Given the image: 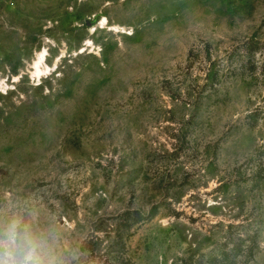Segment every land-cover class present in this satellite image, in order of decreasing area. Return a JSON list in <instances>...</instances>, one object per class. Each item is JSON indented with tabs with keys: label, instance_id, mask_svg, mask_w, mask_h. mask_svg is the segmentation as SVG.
I'll return each instance as SVG.
<instances>
[{
	"label": "rangeland",
	"instance_id": "374dc122",
	"mask_svg": "<svg viewBox=\"0 0 264 264\" xmlns=\"http://www.w3.org/2000/svg\"><path fill=\"white\" fill-rule=\"evenodd\" d=\"M0 262L264 264V0H0Z\"/></svg>",
	"mask_w": 264,
	"mask_h": 264
},
{
	"label": "clouds",
	"instance_id": "9594fccd",
	"mask_svg": "<svg viewBox=\"0 0 264 264\" xmlns=\"http://www.w3.org/2000/svg\"><path fill=\"white\" fill-rule=\"evenodd\" d=\"M0 264H3V262H0Z\"/></svg>",
	"mask_w": 264,
	"mask_h": 264
}]
</instances>
